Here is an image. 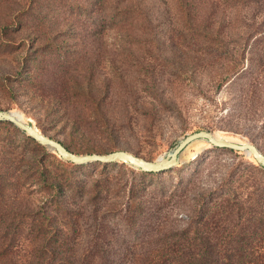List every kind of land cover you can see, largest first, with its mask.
Instances as JSON below:
<instances>
[{
  "label": "rangeland",
  "instance_id": "obj_1",
  "mask_svg": "<svg viewBox=\"0 0 264 264\" xmlns=\"http://www.w3.org/2000/svg\"><path fill=\"white\" fill-rule=\"evenodd\" d=\"M97 1L101 12L98 6L90 12L96 0H35L29 8L24 0V11L0 0V110L78 155L126 151L154 160L200 130L232 143H253L264 154L256 96L246 92L245 78L216 90L217 81L201 69L216 57L178 47L175 1L169 0L168 12L158 0L148 6L157 22V48L141 30L122 36L134 29L132 21L130 28L119 20L100 26L115 0ZM74 79L84 88L92 86L84 92L88 96L71 88L61 91L65 81L72 87ZM246 162L260 169L248 154L198 142L181 153L178 166L158 176L119 162L75 165L0 122V246L42 245L50 233L59 238L48 241L52 245L117 248L133 239L121 219L125 205L113 200L126 201L132 189L149 200L178 181L211 186L230 166L236 168L234 175L245 174ZM90 198L117 235L91 240L82 223L92 208ZM109 207L117 211L107 212ZM78 212L79 223L70 225L66 216L76 218ZM178 218L186 220L184 214Z\"/></svg>",
  "mask_w": 264,
  "mask_h": 264
},
{
  "label": "trees",
  "instance_id": "obj_2",
  "mask_svg": "<svg viewBox=\"0 0 264 264\" xmlns=\"http://www.w3.org/2000/svg\"><path fill=\"white\" fill-rule=\"evenodd\" d=\"M23 1L4 0L7 8L12 3L20 7ZM170 1H175L179 10L178 27L173 29L178 47L216 57L201 68L217 81L216 90L236 78H245L246 92L256 96L264 132V0ZM34 2L25 0L24 6L29 8ZM152 2L115 0L111 13L102 14L100 26L119 20L123 27H128V21H132L137 32L133 27L132 31L128 29L129 26V33L126 31L122 36H137L141 30L147 39L144 33L149 34L157 48L159 39L154 30L157 22L148 13ZM158 2L168 12L169 0ZM97 6L100 12L103 10L96 0L90 12ZM184 69L188 70V66ZM69 85L65 81L61 91L71 88L74 93L88 96L84 92L92 90L90 84L84 88L76 79L72 87ZM235 170V166H230L229 172L219 176L211 186H201L197 181H189L185 186L178 181L170 190L162 187L149 200L141 199L134 189L126 201L113 200L117 206L125 205L121 219L132 233L133 240L122 246L114 248L98 243L78 246L74 242L52 245L48 241L59 238L46 233L43 239L47 243L42 245L24 249L0 246V264H264V170L248 162L245 174L234 175ZM161 173L164 172L143 174ZM41 178H45L43 173ZM89 203L92 208L82 223L90 231L91 240H104L109 232L117 235L119 230L105 221L97 200L90 198ZM109 210L117 211L112 207ZM180 213L186 220L178 218ZM81 214L78 212L76 218L66 216L69 224H78ZM43 225L40 222L38 227L44 234Z\"/></svg>",
  "mask_w": 264,
  "mask_h": 264
},
{
  "label": "water",
  "instance_id": "obj_3",
  "mask_svg": "<svg viewBox=\"0 0 264 264\" xmlns=\"http://www.w3.org/2000/svg\"><path fill=\"white\" fill-rule=\"evenodd\" d=\"M0 122L11 124L38 145L55 152L64 162L75 165H84L93 162L104 164L119 162L144 173L166 172L179 165L180 154L186 149V147L194 143L205 142L215 148H225L235 152L248 154L252 157L254 162L264 170V154L256 147V145L250 142L236 144L224 139H216L212 134L213 132L208 130H200L187 134L178 140L175 146L170 148L163 156L154 160H146L126 151H114L108 154H74L59 141L40 133L32 124L23 123L16 119L10 114L9 110H0Z\"/></svg>",
  "mask_w": 264,
  "mask_h": 264
},
{
  "label": "bare ground",
  "instance_id": "obj_4",
  "mask_svg": "<svg viewBox=\"0 0 264 264\" xmlns=\"http://www.w3.org/2000/svg\"><path fill=\"white\" fill-rule=\"evenodd\" d=\"M19 121H20V120H19ZM212 134H213V133H212ZM226 141H227V140H226ZM204 143H205V142H204ZM244 143H245V142H244ZM194 144H195V143H194ZM205 144H206V143H205ZM236 144H242V143H236ZM191 145H193V144H191ZM189 146H190V145H189ZM189 146H188V147H189ZM186 148H187V147H186ZM184 150H185V149H184ZM184 150H183V151H184ZM180 155H181V154H180ZM249 156H250V155H249ZM250 157H251V156H250Z\"/></svg>",
  "mask_w": 264,
  "mask_h": 264
}]
</instances>
